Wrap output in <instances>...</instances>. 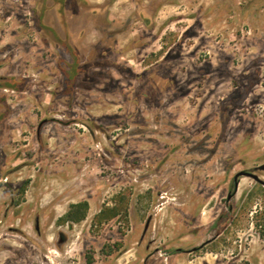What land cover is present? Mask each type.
<instances>
[{
  "label": "rangeland",
  "instance_id": "1",
  "mask_svg": "<svg viewBox=\"0 0 264 264\" xmlns=\"http://www.w3.org/2000/svg\"><path fill=\"white\" fill-rule=\"evenodd\" d=\"M264 0H0V264H264Z\"/></svg>",
  "mask_w": 264,
  "mask_h": 264
},
{
  "label": "water",
  "instance_id": "2",
  "mask_svg": "<svg viewBox=\"0 0 264 264\" xmlns=\"http://www.w3.org/2000/svg\"><path fill=\"white\" fill-rule=\"evenodd\" d=\"M261 170H264V165L262 167H260ZM239 176H248L253 178L254 180H256L257 182L261 183L262 185H264V180H262L256 173L253 172H248V171H244L241 172L237 175V177Z\"/></svg>",
  "mask_w": 264,
  "mask_h": 264
}]
</instances>
